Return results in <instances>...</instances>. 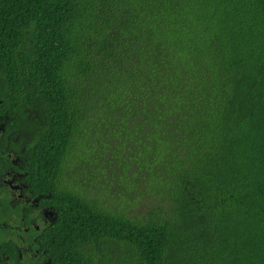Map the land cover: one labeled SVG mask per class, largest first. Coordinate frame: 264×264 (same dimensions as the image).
Instances as JSON below:
<instances>
[{
  "label": "trees",
  "instance_id": "trees-1",
  "mask_svg": "<svg viewBox=\"0 0 264 264\" xmlns=\"http://www.w3.org/2000/svg\"><path fill=\"white\" fill-rule=\"evenodd\" d=\"M0 99L54 264H264V0H0Z\"/></svg>",
  "mask_w": 264,
  "mask_h": 264
},
{
  "label": "flooded vegetation",
  "instance_id": "flooded-vegetation-1",
  "mask_svg": "<svg viewBox=\"0 0 264 264\" xmlns=\"http://www.w3.org/2000/svg\"><path fill=\"white\" fill-rule=\"evenodd\" d=\"M25 113L26 119L40 118L30 109ZM34 140L25 119L0 99V264H54L39 242L59 214L51 194L33 180L28 150Z\"/></svg>",
  "mask_w": 264,
  "mask_h": 264
}]
</instances>
